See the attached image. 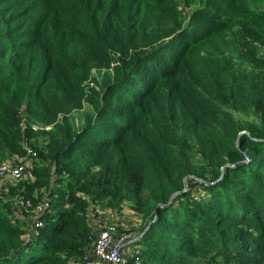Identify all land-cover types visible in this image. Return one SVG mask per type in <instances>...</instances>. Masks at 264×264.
<instances>
[{
	"label": "trees",
	"instance_id": "obj_1",
	"mask_svg": "<svg viewBox=\"0 0 264 264\" xmlns=\"http://www.w3.org/2000/svg\"><path fill=\"white\" fill-rule=\"evenodd\" d=\"M173 9L0 0V163L34 123L52 125L20 212L0 197V264H76L105 202L143 217L141 264H264V62L229 55L264 47V0H202L187 23ZM95 68L111 71L88 91ZM83 99L75 126L65 115ZM41 189L49 206L27 240L25 203Z\"/></svg>",
	"mask_w": 264,
	"mask_h": 264
},
{
	"label": "rangeland",
	"instance_id": "obj_2",
	"mask_svg": "<svg viewBox=\"0 0 264 264\" xmlns=\"http://www.w3.org/2000/svg\"><path fill=\"white\" fill-rule=\"evenodd\" d=\"M201 4H202V0H173V5L175 8V9H173V13L175 15L179 16V19L181 20V22L187 23L188 18L190 16L191 12L193 11V9L196 6L201 5ZM18 40H20V39H18ZM31 44H33V42H31L29 45H31ZM257 46L258 45H256V44H253V45L250 44L248 50L245 49L244 47H241V45L238 46L237 48L230 49L231 50L229 52V55H231L230 58L234 63H241L243 65H246L244 68L247 70V69L251 68V66H252V64H250V61L261 60L264 62V47H262V46L257 47ZM241 51L242 52L246 51L247 56L239 57L238 54H240V56H241V53H242ZM248 51H249V53H253V55L248 54ZM34 55H35L34 52H27L26 53V56L32 57ZM115 56L117 58V55H115ZM256 65L258 66V64H256ZM108 70L111 71V69H108ZM108 70L104 69V68L93 69L90 72L89 78L87 80H85L82 85L88 91L90 90L91 87L97 88L96 84L100 83L102 81L104 75L107 72H109ZM81 103L82 104L79 108L73 109L72 111H70L68 114L65 115V116H68L69 119L74 120L75 126H81L83 124L84 117L88 113H90V106H89L87 100L83 99L81 101ZM234 114L237 117L248 118L251 121H255L257 119V117L254 115L247 117V115H243L239 111H234ZM62 117H64L63 114H58L57 120L60 121L62 119ZM34 125L38 128L37 133L29 134V137L26 140H23L21 143L22 146H24L26 148H29V147L34 148L37 145L45 144V142L48 139H47L46 135L44 133H42L43 132L42 129L44 130L47 127L48 129H46V130H50L52 128L51 124L50 125H43L40 122H36V123H34ZM14 157H17V159H21V158L25 157V151L22 152V154L20 156L16 155ZM39 162L40 161L37 157L32 158L30 160L27 158V171H26L24 177L19 181H12L11 183L6 184L4 190L2 191V194L0 195L1 201L3 203L11 205L14 212H20L19 207H20L21 200L23 198V195L20 194L19 191L17 190L18 186L23 182H28V183L33 182V180H31V178H30V170ZM39 193H40V196L44 197V195H46V190L41 189L39 191ZM35 196H38V194H35ZM96 214H100L103 217L102 218L103 224L108 223V222H113L117 225L119 231L125 232L127 234H130V233H139L140 234L141 228L144 224V219L141 216V214L137 213L133 209H130L129 206L124 202L120 204V208H116V207L113 208V207L109 206L106 202L97 204L94 207V210L91 212V216L94 218V215H96Z\"/></svg>",
	"mask_w": 264,
	"mask_h": 264
},
{
	"label": "built area",
	"instance_id": "obj_3",
	"mask_svg": "<svg viewBox=\"0 0 264 264\" xmlns=\"http://www.w3.org/2000/svg\"><path fill=\"white\" fill-rule=\"evenodd\" d=\"M33 128L37 127L34 125ZM27 158L29 160L36 158V152L31 147H25V157L21 159L12 157L0 163V195L6 184L24 177L27 171ZM48 206L49 200L45 197L34 205L28 201L25 203V210L29 214L26 220L27 240L38 227L42 226L40 216L45 213ZM102 218L100 214L94 215L96 236L93 245L76 264H141V249L137 244L140 234L119 231L113 222L103 224Z\"/></svg>",
	"mask_w": 264,
	"mask_h": 264
},
{
	"label": "crops",
	"instance_id": "obj_4",
	"mask_svg": "<svg viewBox=\"0 0 264 264\" xmlns=\"http://www.w3.org/2000/svg\"><path fill=\"white\" fill-rule=\"evenodd\" d=\"M95 226H96V225H95ZM95 226H94V227H95Z\"/></svg>",
	"mask_w": 264,
	"mask_h": 264
},
{
	"label": "water",
	"instance_id": "obj_5",
	"mask_svg": "<svg viewBox=\"0 0 264 264\" xmlns=\"http://www.w3.org/2000/svg\"><path fill=\"white\" fill-rule=\"evenodd\" d=\"M148 227V226H147Z\"/></svg>",
	"mask_w": 264,
	"mask_h": 264
}]
</instances>
